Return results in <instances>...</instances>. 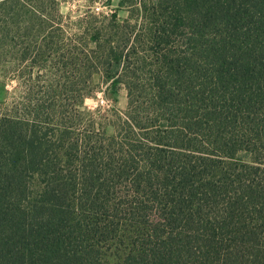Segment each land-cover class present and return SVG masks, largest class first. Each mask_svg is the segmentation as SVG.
Wrapping results in <instances>:
<instances>
[{
  "label": "trees",
  "instance_id": "1",
  "mask_svg": "<svg viewBox=\"0 0 264 264\" xmlns=\"http://www.w3.org/2000/svg\"><path fill=\"white\" fill-rule=\"evenodd\" d=\"M86 3L0 0V264H264V0Z\"/></svg>",
  "mask_w": 264,
  "mask_h": 264
},
{
  "label": "rangeland",
  "instance_id": "2",
  "mask_svg": "<svg viewBox=\"0 0 264 264\" xmlns=\"http://www.w3.org/2000/svg\"><path fill=\"white\" fill-rule=\"evenodd\" d=\"M58 2V10L62 16L79 15L87 5L86 0H58ZM113 5H115V1ZM101 10L105 9L101 8ZM16 75L8 66H0V114L8 110L13 102L22 95ZM94 83L96 87L92 94L84 100L81 109L97 121H101L106 135L111 136L113 134L112 112L125 111L126 91L122 86L101 83L97 79L94 80ZM110 258H115V254L110 252Z\"/></svg>",
  "mask_w": 264,
  "mask_h": 264
}]
</instances>
